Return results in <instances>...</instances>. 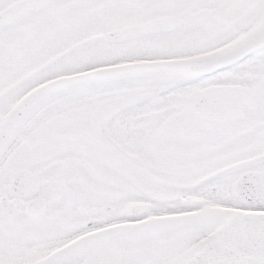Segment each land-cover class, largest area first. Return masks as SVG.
Wrapping results in <instances>:
<instances>
[{"label": "snow or ice", "instance_id": "obj_1", "mask_svg": "<svg viewBox=\"0 0 264 264\" xmlns=\"http://www.w3.org/2000/svg\"><path fill=\"white\" fill-rule=\"evenodd\" d=\"M0 264H264V0H0Z\"/></svg>", "mask_w": 264, "mask_h": 264}]
</instances>
